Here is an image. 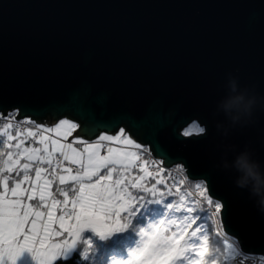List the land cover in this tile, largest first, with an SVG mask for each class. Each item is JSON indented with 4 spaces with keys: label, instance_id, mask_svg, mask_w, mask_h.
Segmentation results:
<instances>
[{
    "label": "water",
    "instance_id": "95a60500",
    "mask_svg": "<svg viewBox=\"0 0 264 264\" xmlns=\"http://www.w3.org/2000/svg\"><path fill=\"white\" fill-rule=\"evenodd\" d=\"M238 95L241 111L227 115ZM17 107L16 120L75 123L68 141L123 128L158 160L156 144L210 171L231 204L227 236L264 256V213L234 171L245 153L264 167V0H0L1 117ZM157 110L171 119L150 140L132 123ZM192 124L205 132L184 136Z\"/></svg>",
    "mask_w": 264,
    "mask_h": 264
},
{
    "label": "snow or ice",
    "instance_id": "6c2138e0",
    "mask_svg": "<svg viewBox=\"0 0 264 264\" xmlns=\"http://www.w3.org/2000/svg\"><path fill=\"white\" fill-rule=\"evenodd\" d=\"M223 97L222 94L217 103ZM21 110L20 107L14 109L17 113ZM3 115L0 112V116ZM5 118L8 123L0 128V133L7 136L9 141L7 147L14 148L15 151L7 152V158L0 161V187L3 189L0 191V264H15L16 259L25 250L32 253L37 264H54L61 258L67 261L85 229L91 228L103 236L106 234L105 225L102 223L103 217L118 216L127 206L145 200L143 196L132 195L129 192V184L144 191H152L155 195L154 188L150 190L140 183L144 177L133 180L130 176L132 168L141 155L138 150L147 149L146 144L136 143L129 138L122 139L119 135H109L105 132L95 143L87 144L82 151L72 147L71 144H63L56 140L51 141L52 151H49V137L43 134L39 135L43 148L24 146V138L12 144L11 141L21 136V130L17 129L15 135L8 131L16 127L12 123V112H9ZM29 119L28 116L24 117V121ZM170 119L169 114L157 110L154 111L150 121L144 124L133 122L132 126L138 130V134L147 135L150 140H155L159 131L168 126ZM64 123V121L60 122L61 125ZM199 130L201 133L205 132L204 127ZM25 131L29 136L36 135L32 129ZM57 131L59 132V129ZM124 131L123 128L120 129V133ZM94 132L95 128H91L87 134L92 135ZM64 134L67 135L68 130H65ZM183 135H189L187 128ZM104 141L109 143L105 145ZM111 142H122L132 148L113 147ZM104 148L106 154L102 155L101 149ZM155 151L160 159L155 160L154 163L161 166L157 171H171V167H164L167 165L187 173L186 178L195 180V188L201 199L175 206L177 212L183 208L188 213L179 223L177 220L166 223L164 219L151 232L142 233L145 236L143 247L133 252L131 259L125 261V264H225L239 249L225 241L226 248L221 250L209 239L208 233H202L199 226L192 229L193 224L202 217L191 204L206 203L207 207L212 208V222L216 225L217 236L222 231L227 236L229 233L225 230V224L231 214L230 202L226 197L218 196L212 190L213 177L210 171L196 174L191 171L187 160L172 157L166 151H162L158 144L155 145ZM53 153H59L64 161L79 167L76 169L63 167L61 172H56L54 169L51 176L47 175V169L41 165L44 163L51 165ZM2 155L4 154L0 153V156ZM21 160L24 162L22 163ZM33 162H35L34 179L29 175ZM61 167L58 162L56 168ZM102 170L106 172L101 174ZM144 172L145 176L151 175L147 169H144ZM114 173L117 174L115 178ZM10 178H13L11 187ZM54 179H58L61 185L72 181L74 185L79 186V191L71 203V210L68 208L67 192L61 189L66 197L63 202L53 196L50 189ZM26 182L27 187L24 186ZM37 197L41 202L39 205L28 203ZM160 201L149 200V202ZM41 206H46L47 211H42ZM142 206L145 204L142 203ZM166 206L169 210L174 208L171 202ZM58 207L62 209L60 216L56 215ZM201 210L206 211L203 208ZM194 212L196 215H191ZM172 225H176L175 230ZM125 226V224L120 225L114 230L120 231ZM65 232L68 233V239H56Z\"/></svg>",
    "mask_w": 264,
    "mask_h": 264
},
{
    "label": "trees",
    "instance_id": "16d2710c",
    "mask_svg": "<svg viewBox=\"0 0 264 264\" xmlns=\"http://www.w3.org/2000/svg\"><path fill=\"white\" fill-rule=\"evenodd\" d=\"M13 114L17 116L16 112H13ZM189 127L193 128L194 126L190 125ZM198 130L199 128H197L196 131ZM8 142L7 137L0 133V153L4 154L0 156V161L7 158V152L15 150L14 148L10 149L7 147ZM11 143H17V139L11 141ZM133 170L134 169L131 170L132 173L141 175L140 171H136L135 173ZM32 171L33 169L30 170L31 173ZM20 175L22 176V173ZM146 177L145 187L150 190L154 188L155 195H153L152 191L143 190H138L133 193L134 196L145 197V200L133 203L129 209L120 214V224L126 225L122 230L106 239L97 236L91 230L86 231L81 235L76 249L70 255L69 260L64 261L63 259H58L54 264H115V261L127 258L131 249H139L141 247L140 245L145 239L142 233L149 232L153 225H158L164 219L166 222L177 220L179 223L183 216L188 215L183 208H181L179 212L175 210L176 205L194 202L191 195L180 187L181 185H178L174 181L165 183L149 176ZM149 200L161 201L149 202ZM169 202L174 204V208L171 210L167 209L166 206ZM142 203L145 204V206L141 207ZM191 206L195 208L196 212L202 217L196 224H193L192 229L199 226L202 229V233H208L209 239L213 244L222 250L219 236H217L214 230L211 218L212 215L211 213L209 214L206 208L207 205L205 204V206H203L202 204L192 203ZM202 208L206 209V211H202ZM196 212L191 215H196ZM172 227L173 230H175L176 225H172ZM192 229H190V231Z\"/></svg>",
    "mask_w": 264,
    "mask_h": 264
},
{
    "label": "rangeland",
    "instance_id": "374dc122",
    "mask_svg": "<svg viewBox=\"0 0 264 264\" xmlns=\"http://www.w3.org/2000/svg\"><path fill=\"white\" fill-rule=\"evenodd\" d=\"M61 121H64L65 123L63 124V125H61L60 124V122ZM61 121H59L55 126H52V127H50V128H48V130H47V128H43V129H41V133L39 132L38 134H37V136H35L36 138H38V142H37V144H36V142L35 141H31L30 143H28V144H25V140H24V146H28V147H35V148H43L44 147V145L43 144H41L40 143V139H39V135L40 134H43V135H45V136H48L49 137V141H48V149H49V151H52V144H51V141L52 140H56V141H59L60 143H63V144H71L72 145V147H74V148H76V149H78V150H83L86 146H87V144H91V143H86V142H84L82 139H79V138H76V139H73L72 141H68L67 139H68V137L69 136H71L72 134H73V131L74 130H76L77 129V126H76V124L75 123H73V122H68L66 119L64 120H61ZM6 123H8V122H6ZM21 123V122H20ZM19 123V124H20ZM28 122H26V123H21V126L20 127H17L16 129H10V131L11 132H13L12 134L14 135L15 133H16V130L17 129H20L21 130V132H23L25 129H27V128H29L30 126L32 127L33 126V124H27ZM73 125H75V127H73ZM197 128H199L198 126H194L193 128H191V127H187V130L188 129H190V130H188V132H189V135L190 134H198V133H200L199 132V130L198 131H196L197 130ZM57 129H59V132L57 131ZM200 129V128H199ZM12 130H15V131H12ZM65 130H68V134L67 135H65L64 134V131ZM185 130V129H184ZM184 130L181 132L182 134H183V132H184ZM22 134V133H21ZM22 138V136H20V137H17V141L19 140V139H21ZM123 139V138H122ZM96 142V141H95ZM95 142H92V143H95ZM105 145H107L109 142L108 141H104L103 142ZM112 143V146L113 147H118V148H128V149H131L132 148V146H130V145H126V144H124V143H116V142H111ZM15 151V150H14ZM13 151V152H14ZM101 154L102 155H104V154H106V148H104V149H101ZM53 157H54V159H53V162H52V164L51 165H49V164H47V163H44V164H42V167L43 168H45V169H47V175H52V173H53V170L55 169V171L56 172H61V169L62 168H56V162H57V158L58 157H61V158H63L62 156H60V154L59 153H53ZM141 163H140V162ZM21 162L23 163L24 161L23 160H21ZM63 162H67V163H69L68 161H64L63 159H62V161H61V163H63ZM140 163V164H139ZM70 164V163H69ZM46 165H48V168H46ZM70 165H75V164H70ZM136 165H139V168L138 167H133L132 169H134L133 171L136 173V171H140V173H141V175H138V174H134V173H132V171H131V173H130V176H131V178L133 179V180H136L137 178H139V177H144L145 176V172H144V169H147V165H146V162L145 161H142L141 159H140V157H138V159H137V162H136ZM33 171H32V173L31 172H29V175L34 179L35 178V162H33ZM63 170V169H62ZM172 170H175V167H173L172 168ZM106 172V170H102V173L101 174H104ZM21 173H22V171H21ZM169 174H171V173H169ZM22 175H23V173H22ZM117 174H113V176H114V178H115V176H116ZM149 177H153L152 175H148ZM13 177H15V175L13 174ZM22 177V176H21ZM146 176H145V178L142 180V181H140V183H142V184H144V186H145V183H146ZM175 179V178H174ZM167 180V179H166ZM169 181V180H168ZM172 181V180H171ZM178 181V180H177ZM162 182V181H161ZM126 183H128L127 181H126ZM9 185H10V187L13 185V178H10L9 179ZM67 185H68V187H67ZM25 187H27L28 185H27V182L25 183V185H24ZM53 188V189H52ZM61 189H63L65 192H67V200H68V208H69V210H71V203H72V201H73V199L75 198V196H76V194L78 193V191H79V186L78 185H74V182H72V181H69V182H67V183H65V184H63V185H61L60 183H59V181H58V179H54L53 180V183H52V185H51V192L53 193V196L55 197V199L56 200H58V201H61V202H63V201H65V199H66V197H65V195H63L62 194V192H61ZM3 189H2V187H0V191H2ZM138 190H142L141 188H139V187H132L131 186V184H129V192L132 194V195H134L133 193L134 192H136V191H138ZM144 191V190H143ZM28 203H31V204H34V205H39L41 202L39 201V199H38V197L37 198H34L32 201H28ZM132 205V204H131ZM130 205V206H131ZM130 206H127L124 210H121L120 211V213H119V215L118 216H113V215H108V216H105V217H103V224L105 225V227H104V231H105V233L106 234H104L103 236L100 234V233H97V232H95L93 229H91V228H88V229H85L82 233H81V235L83 234V233H85L86 231H92L93 233H95L97 236H99V237H101V238H108V237H111L112 235H114V234H117L119 231H115L114 229H115V227H118V226H120L121 224H120V221H119V216H120V214L122 213V212H124V211H126L127 209H129L130 208ZM41 210L42 211H47V207L46 206H41ZM56 215L57 216H60V215H62V209L60 208V207H58L57 208V210H56ZM167 223V222H166ZM56 227H57V229H58V225H56ZM155 226L153 225L151 228H150V231L149 232H151L152 230H153V228H154ZM148 233V232H147ZM81 237V236H80ZM69 238V236H68V233L67 232H65V233H63L60 237H57L56 239H60V240H62V239H68ZM145 240V239H144ZM144 240L142 241L143 243H141V247L140 248H142L143 247V244H144ZM79 241V240H78ZM78 241L76 242V244L74 245V247H73V249L71 250V252H70V255L74 252V250L76 249V246H77V243H78ZM139 248V249H140ZM139 249H131L130 251H129V254H128V257L127 258H125L124 260H122V259H119V260H117V261H115V264H125V261H128V260H130L131 259V254L133 253V252H136V251H138ZM62 259V258H61ZM58 260V259H57ZM15 264H37V261L35 260V258L33 257V255H32V253L31 252H29V251H27V250H25L17 259H16V261H15Z\"/></svg>",
    "mask_w": 264,
    "mask_h": 264
},
{
    "label": "built area",
    "instance_id": "2783aa9c",
    "mask_svg": "<svg viewBox=\"0 0 264 264\" xmlns=\"http://www.w3.org/2000/svg\"><path fill=\"white\" fill-rule=\"evenodd\" d=\"M5 117H1L0 116V128H3V125L6 124V122H8V120ZM14 117L15 116H13L12 123L16 126V127H14V129H16L17 127H20L21 126V123H24V119L16 120ZM27 122L29 124L30 123L33 124L32 127L30 126L27 129H32L34 131V133H36V135L29 136L28 133H27V131H25L26 130L25 129L23 132H21L22 133L21 136L24 137V140H25V143L26 144L30 143L31 141L37 142L38 141V138H36L35 136H37V134L39 132L41 133V129H43V128H41L40 126H38L34 121H32L30 119ZM8 131H10V130H8ZM12 131H15V130H12ZM138 151L141 153V155L139 156L140 159L142 161H145L146 162L147 171L149 173H151L152 176H159V177H161L163 179H167V180H173L175 178V179L178 180V182L180 183V185L183 186L194 197L195 200H200L201 199V197L197 193V190L196 189H190V188L187 187V181H186V177H185L184 172H182L181 170H177V169L172 170L173 167H171V171H167L166 170V171H160V172H158L157 169L159 167H161V166L154 163V161L155 160H158V159H156V158L153 157V155L151 154V152L149 151V149L141 148ZM61 161H62V158L61 157H58L56 163L59 162L61 165H64L66 167H71L73 169H76V168L79 167L78 165H70V164H67L65 162L61 163ZM46 168H48V166H46ZM169 173H171V174H169ZM205 204L206 203H204L203 205H205ZM206 208L208 209V211L212 215L213 209L210 208V207H207V206H206ZM215 219L218 220V218H215ZM219 238L221 239V244L223 245L224 249L226 248L225 241H227L228 243L232 244L233 246H235V245L237 246V243L233 239H231L230 237L225 236L223 234V232L220 233ZM251 260H253L252 259V256L246 255V254H244L243 252H241L239 250L234 257L230 258V260L227 261V264H252Z\"/></svg>",
    "mask_w": 264,
    "mask_h": 264
},
{
    "label": "clouds",
    "instance_id": "9594fccd",
    "mask_svg": "<svg viewBox=\"0 0 264 264\" xmlns=\"http://www.w3.org/2000/svg\"><path fill=\"white\" fill-rule=\"evenodd\" d=\"M233 90H235V85L233 86ZM243 100L244 97L242 95L228 100L224 105L225 113L231 115L233 110L240 112ZM243 113L246 116H251L250 104L243 107ZM238 118V116L232 117L233 120ZM234 171L236 172L235 183L237 187L246 189L249 192L250 198L256 203L259 211L264 213V167L261 166L259 161L249 159L245 153L237 157Z\"/></svg>",
    "mask_w": 264,
    "mask_h": 264
},
{
    "label": "bare ground",
    "instance_id": "6f19581e",
    "mask_svg": "<svg viewBox=\"0 0 264 264\" xmlns=\"http://www.w3.org/2000/svg\"><path fill=\"white\" fill-rule=\"evenodd\" d=\"M192 183H193V185H192ZM187 187L188 188H194V189H196L195 188V182L194 181H190V182H188V184H187ZM235 248H238L240 251H241V249H240V247L238 246V244H237V246L235 245L234 246ZM242 252V251H241ZM245 254V253H244ZM246 255H249V256H252V259L253 260H251V262H252V264H264V256H261V255H255V254H246ZM234 257V256H233Z\"/></svg>",
    "mask_w": 264,
    "mask_h": 264
},
{
    "label": "crops",
    "instance_id": "0c3cea01",
    "mask_svg": "<svg viewBox=\"0 0 264 264\" xmlns=\"http://www.w3.org/2000/svg\"><path fill=\"white\" fill-rule=\"evenodd\" d=\"M64 120H65V119H64ZM67 121L70 122L69 120H67ZM47 130H48V128H47ZM122 134H123V133H120V131H119V132H118L117 134H115V135H119V136H121ZM101 135H102V134H101ZM101 135H100V136H101ZM100 136H99V137H100ZM99 137H98V138H99ZM121 137H122V138H129L127 135H123V136H121ZM98 138H97L95 141H97ZM129 139H130V138H129ZM95 141H94V142H95ZM90 143H92V142H90ZM53 159H54V158H53Z\"/></svg>",
    "mask_w": 264,
    "mask_h": 264
},
{
    "label": "flooded vegetation",
    "instance_id": "af4514ba",
    "mask_svg": "<svg viewBox=\"0 0 264 264\" xmlns=\"http://www.w3.org/2000/svg\"><path fill=\"white\" fill-rule=\"evenodd\" d=\"M193 126H195L194 124H192Z\"/></svg>",
    "mask_w": 264,
    "mask_h": 264
}]
</instances>
